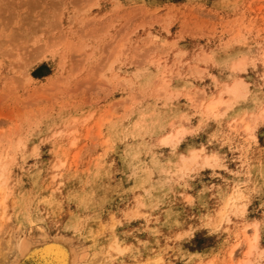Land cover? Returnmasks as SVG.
I'll use <instances>...</instances> for the list:
<instances>
[{"label": "rangeland", "instance_id": "374dc122", "mask_svg": "<svg viewBox=\"0 0 264 264\" xmlns=\"http://www.w3.org/2000/svg\"><path fill=\"white\" fill-rule=\"evenodd\" d=\"M263 110L264 0H0V264H264Z\"/></svg>", "mask_w": 264, "mask_h": 264}, {"label": "bare ground", "instance_id": "6f19581e", "mask_svg": "<svg viewBox=\"0 0 264 264\" xmlns=\"http://www.w3.org/2000/svg\"><path fill=\"white\" fill-rule=\"evenodd\" d=\"M240 63V62H239ZM240 65V64H239ZM240 68V67H239ZM237 82V83H236ZM235 83H234V85L233 86H231V87H229L228 89H227V92L229 93V94H232V95H234L233 97H235V96H239V94H240V92H241V81H236ZM243 84V83H242ZM224 86V85H223ZM243 87V86H242ZM245 88V87H244ZM243 91H244V89H243ZM223 92H225V90L223 91ZM226 92V93H227ZM241 95V94H240ZM222 96V95H221ZM229 96V95H228ZM230 98H232V97H230ZM221 100L222 99H219V100H214V101H211V102H209L208 103V109L210 110V111H212V110H215L217 107H218V105L220 104V102H221ZM229 103H231V101L229 102ZM261 112V111H260ZM261 115V117H262V119H264V110H263V112L260 114ZM260 117V116H259ZM177 133V132H176ZM178 134V133H177ZM182 136V135H181ZM179 138L180 137H178L176 134L175 135H169V136H167V137H165V138H162L163 140H162V142L163 143H165V144H171V143H173V142H176L177 140L179 141ZM177 141V142H178ZM177 144V143H176ZM192 154V153H191ZM196 154V153H195ZM189 157V156H188ZM192 157L193 158H189L188 160H190V162L192 161V162H194V161H196V155H192ZM207 159V158H206ZM187 160V158H186V161L185 160H183V161H185V162H187L188 161ZM204 161V160H203ZM189 162V161H188ZM205 162V161H204ZM208 162V161H207ZM206 165H208V163L206 164ZM23 241V240H22ZM56 241V240H55ZM65 244V243H64ZM14 247V246H13ZM22 247V246H21ZM23 247H24V244H23ZM29 249V248H28ZM13 250V249H12ZM49 250V249H48ZM11 254V253H10ZM24 254V253H23ZM56 255V254H55ZM54 256V255H53ZM100 256V255H99ZM6 257V256H5ZM106 259V258H105ZM4 262V261H3ZM95 263H96V261H95Z\"/></svg>", "mask_w": 264, "mask_h": 264}]
</instances>
